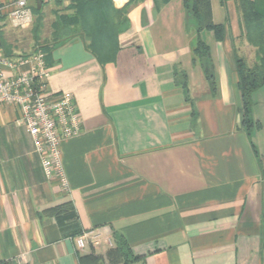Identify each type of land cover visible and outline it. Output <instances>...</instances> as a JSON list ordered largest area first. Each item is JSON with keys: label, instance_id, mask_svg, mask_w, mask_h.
Listing matches in <instances>:
<instances>
[{"label": "crops", "instance_id": "0c3cea01", "mask_svg": "<svg viewBox=\"0 0 264 264\" xmlns=\"http://www.w3.org/2000/svg\"><path fill=\"white\" fill-rule=\"evenodd\" d=\"M15 1L0 0V42L17 45H0L16 64L9 75L33 65L31 33L9 17ZM161 1L111 0L125 22L110 60L81 34L46 53L48 93H71L79 120L60 145L68 191L46 177L20 108L0 104V261L264 264V141L241 127L231 56L239 10L210 0L226 33L207 31L209 58L199 59L182 0ZM43 2L27 0L32 15ZM86 230L98 243L80 248Z\"/></svg>", "mask_w": 264, "mask_h": 264}, {"label": "built area", "instance_id": "2783aa9c", "mask_svg": "<svg viewBox=\"0 0 264 264\" xmlns=\"http://www.w3.org/2000/svg\"><path fill=\"white\" fill-rule=\"evenodd\" d=\"M9 17L16 27L31 25L33 15L27 0H16ZM30 59L33 62L30 70L9 75L16 64L0 53V104L8 102L20 108L19 121L34 141L46 177H56L61 188L68 191L60 145L63 138L79 133L76 107L71 93H48L46 83L49 71L44 63V53L34 52ZM97 237L95 231L86 230L76 237V244L80 248L89 242L95 245L98 243ZM0 264L7 263L0 261Z\"/></svg>", "mask_w": 264, "mask_h": 264}, {"label": "trees", "instance_id": "16d2710c", "mask_svg": "<svg viewBox=\"0 0 264 264\" xmlns=\"http://www.w3.org/2000/svg\"><path fill=\"white\" fill-rule=\"evenodd\" d=\"M220 1L227 2L229 0ZM74 3L73 8L80 19L79 26H81L82 34L88 41V49L103 62L112 59L118 49L114 37L125 22V12L114 9L111 0H74ZM183 3L196 24L195 30L198 36L193 53L199 59H208L209 49L199 34L204 30L212 31L214 37L221 40L226 33L225 27L213 22L210 0H183ZM236 4L247 39L251 43L254 37L258 39L259 43L256 45L262 49L263 53L260 65L248 66L242 58L237 57L235 59L236 68H234V72H236V88L240 96L241 127L247 135H250L261 127L258 122L250 117V111L253 106L252 94L264 85V14L255 9L251 0H236ZM98 19H106L107 23L110 22L113 25L111 26L113 33L109 35L102 28L94 31L96 27H94L93 21H98ZM46 53H44L45 66ZM203 73L205 79L209 81L211 91L214 92L216 84L211 66L204 65Z\"/></svg>", "mask_w": 264, "mask_h": 264}, {"label": "rangeland", "instance_id": "374dc122", "mask_svg": "<svg viewBox=\"0 0 264 264\" xmlns=\"http://www.w3.org/2000/svg\"><path fill=\"white\" fill-rule=\"evenodd\" d=\"M168 1V0H166ZM231 3L236 4V0H229ZM255 6V9L259 10L262 14H264V0H251ZM159 5H163L164 2L160 0L158 2ZM75 5L74 0H49L46 3L39 5L38 7L34 8L33 11V21L31 25L27 28L16 29L17 31L26 30L23 32L25 35L27 33H31L33 38L32 45L33 48L31 49V53L42 51L46 53L49 48L57 41L64 38V36H71L72 34H82L80 19L78 15H76V11L73 8ZM228 14L227 21H232L233 19V7L228 4ZM232 5V4H231ZM237 5V4H236ZM182 8H183V16L185 23L189 26V29H192L191 35L197 37V32L195 30L196 24L195 20L190 14L188 10L185 9L184 3L182 0ZM94 31L98 28L104 29L109 35L113 33V26L110 22L107 23L105 20H94ZM220 24L221 23H216ZM100 26V27H98ZM224 26V25H223ZM240 32H238V28H234L233 34L235 35V39L231 42V56L233 59V65L235 66V59L237 57L242 58L248 66L260 65V60L262 57V49L256 45L258 44V39L254 36V40L251 43L247 37L245 28L241 22ZM210 33V32H209ZM88 34V33H87ZM200 38L206 39L209 37L207 31L204 30L203 33L199 34ZM15 37H20L19 34L15 35ZM18 42V41H17ZM254 43V44H253ZM3 44V45H2ZM1 46H4L8 49L14 50L15 46L14 43H1ZM237 79L236 72H235V80ZM237 81V80H236ZM208 86L210 88L209 81L206 80ZM252 101L253 106L250 111V117L259 123L261 126L259 130L254 131L253 133L256 135L255 139L263 140L264 141V85L258 89L256 92L252 94Z\"/></svg>", "mask_w": 264, "mask_h": 264}]
</instances>
